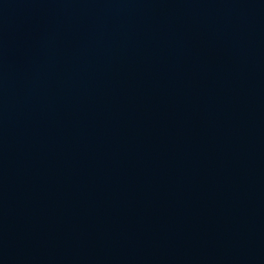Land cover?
<instances>
[{
    "label": "water",
    "instance_id": "water-1",
    "mask_svg": "<svg viewBox=\"0 0 264 264\" xmlns=\"http://www.w3.org/2000/svg\"><path fill=\"white\" fill-rule=\"evenodd\" d=\"M0 264H264V0H0Z\"/></svg>",
    "mask_w": 264,
    "mask_h": 264
}]
</instances>
